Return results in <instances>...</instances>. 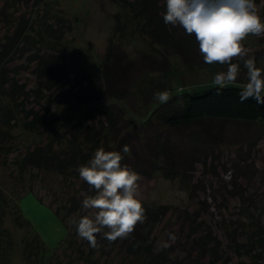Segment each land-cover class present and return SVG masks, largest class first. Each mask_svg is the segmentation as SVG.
Segmentation results:
<instances>
[{
	"label": "trees",
	"instance_id": "16d2710c",
	"mask_svg": "<svg viewBox=\"0 0 264 264\" xmlns=\"http://www.w3.org/2000/svg\"><path fill=\"white\" fill-rule=\"evenodd\" d=\"M49 11L46 0H0V264H13L16 250L28 264H108L111 253H124L127 264H197L189 255L172 257L163 247L158 248L156 231L168 213L189 227L191 234L185 233L186 239L197 234L202 239L195 242L199 257L229 263L228 253L215 256L221 244L217 239L213 246L206 243L212 231L203 225L200 210L192 211V202L196 190L205 191L210 178H219L220 167L226 170L229 165L235 170L248 161L253 163L249 151L246 155L238 152L230 163L224 160L228 155L221 152L228 135L224 127L255 125L264 132V104L240 99L247 82L243 62L233 61L240 64L235 86L221 89L212 85L160 102L154 94L172 89L173 60L188 68L192 78L200 70L215 75L227 66L206 64L194 35L164 23L165 0H135L128 9L127 28L144 37L151 51L128 58L122 50L114 52L109 46L95 98L97 91L83 81L78 82V91L74 92L75 84L71 88L66 57L59 47L65 21ZM260 40L264 44V39ZM249 55L264 69V48L250 50ZM21 58L24 62L16 70L12 63ZM29 69L34 78L27 82L24 74ZM44 91L54 101L47 100ZM95 99L99 106L77 112L76 104ZM124 145H128V153H123ZM100 147L121 152L122 164L140 176L159 172L167 179H177L187 189L190 204L180 207L142 201L147 218L127 239L109 243L98 237L99 247L92 248L78 236L72 221L90 214L82 208V201L93 195L94 189L80 178L77 169ZM231 185L230 194L238 197V203L230 209L227 204H217L214 196L210 203L199 197L196 201L206 216H212L210 207H215L218 212L226 209L223 212L230 219L236 217L235 222L225 216L219 226L229 250L249 259L250 264H262L264 193L234 181ZM28 193L48 205L67 229V237L53 250L20 208L21 198ZM8 219L22 231L18 241Z\"/></svg>",
	"mask_w": 264,
	"mask_h": 264
},
{
	"label": "rangeland",
	"instance_id": "374dc122",
	"mask_svg": "<svg viewBox=\"0 0 264 264\" xmlns=\"http://www.w3.org/2000/svg\"><path fill=\"white\" fill-rule=\"evenodd\" d=\"M46 1L50 10L49 13L59 14L65 21V35L59 47L63 48L72 84L71 88L75 84V88H73L74 92L78 91V82L83 81V83L89 84L97 91L93 97L98 98L103 72L102 63L110 47L113 48V51L122 50L127 54L128 58H136L140 52L151 51L148 41L144 37L127 28L128 9L130 8V4L135 0ZM256 5L261 18L264 19V0H259ZM24 10L27 11L28 8L25 7ZM28 14L26 13V15ZM260 38L264 39V37L249 35L242 43L250 50L264 48V44H260ZM40 48L38 46V50ZM23 59L21 58V61L16 60L12 63V66L18 70L19 63L24 62ZM173 61V72L170 78L172 89L167 92L169 97L179 93L202 91L209 86L215 85L213 82L214 75L200 70L192 78L193 76H190L188 68L182 66L178 60ZM28 71H25L24 75L27 78V82H30L34 76L30 73V69ZM191 81L194 82L191 83ZM228 85L235 86L237 83L234 82ZM45 95H48L47 100L54 101L53 96L49 95V93L45 92ZM99 105L98 99H95L92 103L76 104L75 107L77 112L82 113ZM79 114L77 113V115ZM229 126L224 127L226 129L225 132L228 133L223 142L224 148L221 150L225 154V157L228 155L224 160L228 163L230 161L233 162V160H236L238 152L246 155V152L249 151L253 158V163L252 161H248L243 164L245 166L241 169L237 168L235 170L229 165L226 166V170L220 167L218 169L219 178L212 177L210 180L207 179L208 185H206L205 191L196 190V198L192 202V211L200 210L199 215L203 219V225L209 231H212V238L209 237L206 243H210L213 246L216 239L221 243L215 256H219L224 252V254L228 253L231 259L226 264H250L249 259H241L242 257H238L229 250L225 234L219 228L223 222L222 218H225V216L229 218L227 221L234 220L235 222L236 217L230 219L224 213L226 209H220L221 211L218 212L219 210L215 207H210V212L213 215L206 216L203 210H201L200 203L196 201L199 197V200L205 199L210 203V197L214 196V201L217 204H227L228 209L232 208L238 203V197L230 194L233 190L231 185L233 181L242 186L257 188L258 191L264 193V132H260L259 128L255 125H244V129L233 125ZM140 177L139 198L147 204L177 205L180 207L190 204L191 201H189L187 189L185 190L184 186L177 179H167L159 172L152 176ZM219 179L224 184L227 191L226 194L223 193L225 189L220 184ZM20 208L25 218L30 221L33 229L40 235L49 249L53 250L67 237L66 227L56 217L53 210L48 205L39 202L33 193H28L21 198ZM171 216L168 213L167 218L156 231L155 238L157 236V246L159 249L163 247L167 254L169 253L172 257L177 254L179 256L177 258H181V256L186 258L189 255V260L195 258L198 261L197 264H224L222 261L214 263L209 256L199 257L197 252L199 251V247L195 245V242L196 240L202 242V239L198 237V234L195 237L186 239L185 233L191 234L189 227L181 225L182 223L179 224L174 219V216ZM7 225L11 228L15 240L18 241L22 236V231L14 225L12 226L9 219L7 220ZM185 225L187 224L185 223ZM204 232L205 229L203 228ZM170 235L174 236L175 240H171ZM220 248L223 251H219ZM108 259V264H111L110 261L113 262L112 264H119V262L120 264L128 263V257L124 253L115 255L111 253ZM261 263L264 264V259L261 260ZM13 264L28 263L21 256L20 252L16 250Z\"/></svg>",
	"mask_w": 264,
	"mask_h": 264
},
{
	"label": "clouds",
	"instance_id": "9594fccd",
	"mask_svg": "<svg viewBox=\"0 0 264 264\" xmlns=\"http://www.w3.org/2000/svg\"><path fill=\"white\" fill-rule=\"evenodd\" d=\"M162 15L166 25L179 26L187 35L195 36L206 64L227 66L213 78L221 89L236 82L240 64L233 61H242L247 82L240 92L241 102L254 99L264 104V69L256 66L255 57L242 43L249 35L264 37V19L255 0H165ZM154 96L160 102L169 99L166 91ZM129 150L128 145L123 146V153ZM122 160L121 152L100 147L87 164L77 169L94 194L82 201V208L90 214L72 223L78 236L92 248L99 247L98 237L109 243L127 239L147 218L139 198L140 174ZM170 239L175 237L170 235Z\"/></svg>",
	"mask_w": 264,
	"mask_h": 264
}]
</instances>
